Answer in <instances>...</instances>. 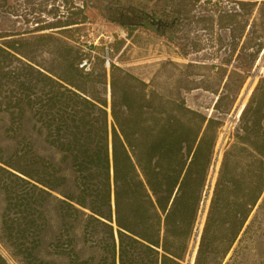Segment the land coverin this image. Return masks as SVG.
I'll return each instance as SVG.
<instances>
[{"label": "trees", "instance_id": "1", "mask_svg": "<svg viewBox=\"0 0 264 264\" xmlns=\"http://www.w3.org/2000/svg\"><path fill=\"white\" fill-rule=\"evenodd\" d=\"M60 1L76 18L0 32V131L12 142L0 145L7 239L18 240L14 228H40V246L53 211L59 230L48 248L68 264H185L194 239L193 264L244 263L264 227V65L219 162L215 149L264 53V1L230 0L217 18L231 58L210 67L218 84L202 89L217 98L209 115L186 104L200 89L193 73L160 93L111 62L107 81L102 50L89 69L78 41L56 37L85 22L83 9ZM34 137L59 159L38 155ZM76 225L84 256L66 235ZM22 248L23 264H54ZM0 264H9L1 253Z\"/></svg>", "mask_w": 264, "mask_h": 264}, {"label": "rangeland", "instance_id": "2", "mask_svg": "<svg viewBox=\"0 0 264 264\" xmlns=\"http://www.w3.org/2000/svg\"><path fill=\"white\" fill-rule=\"evenodd\" d=\"M69 3L83 9L86 20L76 31L70 30L63 34L64 37H56L71 45L78 41L92 63L91 66L87 64L89 69H92L96 63L95 58L100 56L99 50H102L107 81L110 73L107 62H111L150 83L160 93H167L175 86V80H184L189 72L193 73L195 76L192 80L196 81L200 89L185 94L186 104L203 114H211L210 108L215 97L202 89L214 90L218 84V75L214 69H210L211 65L231 58L232 41L229 32L225 28L221 29L217 21L218 16L231 8L230 0H69ZM261 10L264 15V4L261 5ZM71 11L74 10L70 5H63L60 0H0V32L31 31L37 25L52 21L55 15L58 18H76V15H71ZM255 17L256 13L253 15ZM128 30H132L131 33ZM92 47L96 49L92 50ZM187 63H194L199 68L185 69L184 65ZM231 65L232 63L227 67L228 72ZM263 65L264 53H261L254 65L252 77L244 84L233 110L224 120L215 149L218 162L221 150L235 127L236 113L246 104L256 85L257 74L262 73ZM95 72L99 73L101 70ZM180 87L188 86L182 83ZM1 126L0 121V128ZM0 145L5 148L12 146L8 136L1 131ZM33 146L38 155L52 157L55 161L59 159L47 150L38 137L33 138ZM64 169L69 176V167L66 165ZM211 175L212 171L210 177ZM3 210V196L0 193V253L9 264L24 263L22 245L27 244L38 247L33 253L35 257L54 264H68L64 257L54 254L48 248L59 230L53 211L48 214L49 223L42 235L41 245L38 243L36 247L40 228L34 231L20 226L12 232V236L18 240L14 242V239H7L8 235L2 228ZM10 218L16 217L13 215ZM201 220L202 217L199 224ZM75 227L66 235L74 240L75 251L84 256L88 252L82 245L81 228L79 225ZM262 233L255 250L242 264H264V227ZM195 244L194 239L185 264L190 262Z\"/></svg>", "mask_w": 264, "mask_h": 264}, {"label": "water", "instance_id": "3", "mask_svg": "<svg viewBox=\"0 0 264 264\" xmlns=\"http://www.w3.org/2000/svg\"><path fill=\"white\" fill-rule=\"evenodd\" d=\"M107 65H108V63H107ZM108 93H109V89H108ZM108 100H109V95H108ZM216 100H217V98L215 97V101H216ZM215 101H214V103H215ZM244 106H245V105H244ZM244 106L241 108V110H240L239 114L237 115L236 119H238V117H239V115H240L242 109L244 108ZM203 220H204V219H203ZM197 242H198V240H197ZM197 242H196V244H195V246H194V248H193V253H192L190 259H192V257H193V259H194V255H195V252H196V249H197ZM191 264H193V261L191 262Z\"/></svg>", "mask_w": 264, "mask_h": 264}, {"label": "bare ground", "instance_id": "4", "mask_svg": "<svg viewBox=\"0 0 264 264\" xmlns=\"http://www.w3.org/2000/svg\"><path fill=\"white\" fill-rule=\"evenodd\" d=\"M244 106V104L240 107V109L238 110V113L236 114V117H237V115L239 114V112H240V110H241V108ZM203 217L204 216H202V220H201V223L203 222ZM200 228H201V225H200ZM193 261V257H192V259L190 260V263Z\"/></svg>", "mask_w": 264, "mask_h": 264}, {"label": "built area", "instance_id": "5", "mask_svg": "<svg viewBox=\"0 0 264 264\" xmlns=\"http://www.w3.org/2000/svg\"><path fill=\"white\" fill-rule=\"evenodd\" d=\"M86 65V63L84 62L82 65H81V67H83V66H85Z\"/></svg>", "mask_w": 264, "mask_h": 264}]
</instances>
